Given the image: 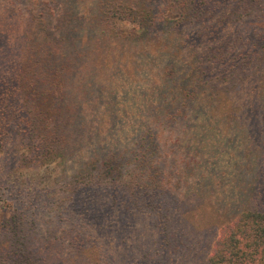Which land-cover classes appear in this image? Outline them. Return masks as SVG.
I'll list each match as a JSON object with an SVG mask.
<instances>
[{
    "label": "trees",
    "instance_id": "16d2710c",
    "mask_svg": "<svg viewBox=\"0 0 264 264\" xmlns=\"http://www.w3.org/2000/svg\"><path fill=\"white\" fill-rule=\"evenodd\" d=\"M10 11L27 13L28 27L18 57L0 66V156L13 158L0 169V190L3 172L10 177L20 162L57 154L75 163L64 189L85 219L103 209L141 213L167 245L171 174L161 148L185 146L182 126L264 134V0H30ZM165 130L169 136L159 137ZM12 137L28 156L13 157ZM256 196L262 205L253 202L219 229L207 264H264V191ZM8 210L0 264H46L40 247H71L86 264H114L67 218L59 222L78 235L39 239L38 218Z\"/></svg>",
    "mask_w": 264,
    "mask_h": 264
},
{
    "label": "rangeland",
    "instance_id": "374dc122",
    "mask_svg": "<svg viewBox=\"0 0 264 264\" xmlns=\"http://www.w3.org/2000/svg\"><path fill=\"white\" fill-rule=\"evenodd\" d=\"M29 2H0V66L2 62H11L18 57L28 27L27 13L18 15L10 10L12 7L27 9ZM200 121L198 119L197 123ZM184 128L181 127L179 138L188 140L185 146L161 148V152L164 150L168 155L163 171L171 174L165 182L168 192L164 198L170 214L167 245L160 241L152 220L141 213L120 210L119 215H112L103 209L96 220L85 219L81 203H72L64 189V179L76 177L75 163L65 161L57 154L37 165L20 162L16 171L11 170L14 172L10 177L3 172L0 220L5 217L4 211L8 217L11 207L23 210L30 218L39 219L38 237L42 239L50 232L61 234L63 230L77 234L69 224L59 222L61 218H67L65 221L72 223L81 232L79 234H92L96 245L103 248L114 264H207L219 229L253 202L262 205V198L256 195L261 196L264 191V134L260 130H250L248 134L233 129L226 132L221 126L211 131H196V127H189L183 133ZM166 133L165 130L159 137L169 136ZM8 149L18 160L28 156L25 145L15 137L8 143ZM248 152L253 158L244 162L243 156ZM4 156H0V169H6L11 163L8 159H13ZM194 162L199 166H192ZM235 162L247 165L250 170ZM190 166L194 167L192 175L187 174ZM39 239L38 243H42ZM78 240L82 247V240L80 243ZM40 248L47 258L46 264H86L71 247L54 248L48 252ZM156 252L160 255L154 257Z\"/></svg>",
    "mask_w": 264,
    "mask_h": 264
}]
</instances>
